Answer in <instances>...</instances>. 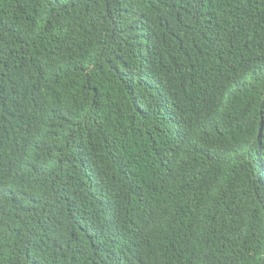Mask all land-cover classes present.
Instances as JSON below:
<instances>
[{
	"label": "trees",
	"instance_id": "16d2710c",
	"mask_svg": "<svg viewBox=\"0 0 264 264\" xmlns=\"http://www.w3.org/2000/svg\"><path fill=\"white\" fill-rule=\"evenodd\" d=\"M0 264H264V0H0Z\"/></svg>",
	"mask_w": 264,
	"mask_h": 264
}]
</instances>
